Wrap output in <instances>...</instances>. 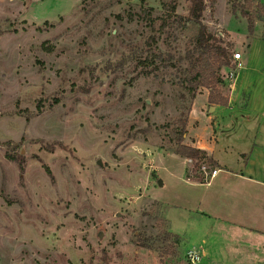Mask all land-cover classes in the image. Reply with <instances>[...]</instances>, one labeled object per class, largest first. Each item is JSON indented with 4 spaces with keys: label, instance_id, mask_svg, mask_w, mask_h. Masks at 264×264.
Listing matches in <instances>:
<instances>
[{
    "label": "rangeland",
    "instance_id": "374dc122",
    "mask_svg": "<svg viewBox=\"0 0 264 264\" xmlns=\"http://www.w3.org/2000/svg\"><path fill=\"white\" fill-rule=\"evenodd\" d=\"M169 1L0 0V264H190L201 240L186 177L196 182L198 164L174 149L185 120L184 143L198 145L192 114L209 91L192 101L185 88L196 28L168 18ZM189 7L180 0L176 13ZM203 23L230 54L217 87L229 96L241 73L233 54L264 43V17L248 0H208ZM146 49L161 58L142 64ZM236 113L206 121V140L215 130L241 147L253 130ZM6 153L24 159L23 173ZM219 156L234 166L233 151ZM167 231L181 240H163Z\"/></svg>",
    "mask_w": 264,
    "mask_h": 264
},
{
    "label": "crops",
    "instance_id": "0c3cea01",
    "mask_svg": "<svg viewBox=\"0 0 264 264\" xmlns=\"http://www.w3.org/2000/svg\"><path fill=\"white\" fill-rule=\"evenodd\" d=\"M257 41L251 40L247 49L238 45L246 61L237 64L241 73L230 85L229 96L224 95L228 105H210L207 96L192 114L198 121V145L194 147L205 151L218 170L209 183L185 180L198 186L199 264H264V43ZM227 112L236 113L253 130L241 147L220 144L215 130L210 140L203 135L206 121ZM232 151L236 162L227 167L219 155Z\"/></svg>",
    "mask_w": 264,
    "mask_h": 264
},
{
    "label": "trees",
    "instance_id": "16d2710c",
    "mask_svg": "<svg viewBox=\"0 0 264 264\" xmlns=\"http://www.w3.org/2000/svg\"><path fill=\"white\" fill-rule=\"evenodd\" d=\"M180 0H170L168 4H165L166 8L169 9L172 16L169 15L168 18H175V21L183 25L184 28L188 25H192L196 28V38L195 46L191 51H188L186 58L189 61V67L183 70L185 75L184 83L185 88L190 90L192 94V101L196 98V93L200 88H206L209 91L208 102L210 105H221L227 106L228 99L223 97L221 92L217 90V87L223 83L221 77L219 76L220 72L224 68L230 66V54L226 47L222 46L221 40L215 35L208 31L207 26L203 23L204 13L207 8L208 0H188L190 3L189 11L187 16H179L176 13L177 5ZM212 3H215L217 0H209ZM249 6H254L256 9V14L264 17V5L261 3V0H248ZM242 15L248 20L249 34H254L255 24L254 19L255 15L250 14L246 9L242 11ZM163 24L159 28H164L167 25L166 20H162ZM47 25L48 22H45ZM150 27L152 30H156L155 20H151ZM156 43V37L154 35L150 36L147 41L148 46H152ZM141 56H144L142 64H145L150 61L151 63L155 62V59L161 58V56L154 55L146 50L138 51ZM149 53V54H148ZM136 57V56H135ZM138 57V56H137ZM149 64V63H148ZM152 71V70H151ZM57 101L50 106L53 108L57 105ZM43 109L42 101L37 105L38 112H41ZM23 113H28L27 110H24ZM179 137L177 139V146L174 149V154L181 158H186L188 160L196 161L198 164V170L194 172V179L197 183L205 184L209 181V177H206L203 173L200 172V169L203 166H206L207 172L210 173L216 169V162L208 157L205 151L195 148L184 143L187 136V120L181 121V131L179 132ZM6 159L17 163L20 172H24V159L20 156H11L6 153ZM46 174L54 182V177L51 170L48 167H45ZM190 176L187 173V178ZM179 242L181 238L178 235L167 231L163 235V240H171ZM138 246L141 248L149 249L151 239H141L139 240Z\"/></svg>",
    "mask_w": 264,
    "mask_h": 264
},
{
    "label": "built area",
    "instance_id": "2783aa9c",
    "mask_svg": "<svg viewBox=\"0 0 264 264\" xmlns=\"http://www.w3.org/2000/svg\"><path fill=\"white\" fill-rule=\"evenodd\" d=\"M233 57H234V61L236 62V64H240L241 60H242V55L241 53H235L233 54ZM200 172L203 173L206 177H209V181L207 183H209L217 174L218 170L215 169L213 170L212 172L208 173L207 172V168L206 166H203L201 169H200ZM187 181L189 182H194L192 181V178L189 177L186 179ZM186 259L187 261L190 263V264H199L201 262V259H202V255L201 253L198 251L197 248L195 247H191L187 250V253H186Z\"/></svg>",
    "mask_w": 264,
    "mask_h": 264
},
{
    "label": "water",
    "instance_id": "95a60500",
    "mask_svg": "<svg viewBox=\"0 0 264 264\" xmlns=\"http://www.w3.org/2000/svg\"><path fill=\"white\" fill-rule=\"evenodd\" d=\"M212 109H213V108H211V112H212ZM99 238H103V234H102V233L99 234Z\"/></svg>",
    "mask_w": 264,
    "mask_h": 264
}]
</instances>
